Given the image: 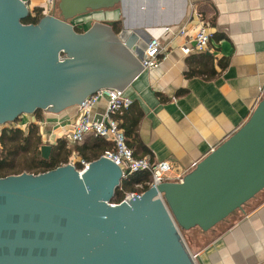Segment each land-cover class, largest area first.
Returning <instances> with one entry per match:
<instances>
[{"label": "water", "instance_id": "1", "mask_svg": "<svg viewBox=\"0 0 264 264\" xmlns=\"http://www.w3.org/2000/svg\"><path fill=\"white\" fill-rule=\"evenodd\" d=\"M27 2L0 0V124L124 89L143 67L147 38L138 31L73 25L112 0H58L57 14L23 23ZM51 150L40 146L45 159ZM122 179L104 156L82 172L67 163L0 176V264H196L181 231H208L264 189V94L180 180L112 202Z\"/></svg>", "mask_w": 264, "mask_h": 264}, {"label": "crops", "instance_id": "2", "mask_svg": "<svg viewBox=\"0 0 264 264\" xmlns=\"http://www.w3.org/2000/svg\"><path fill=\"white\" fill-rule=\"evenodd\" d=\"M26 5L30 16H44L46 0ZM199 20L212 33L207 49L184 54L180 47L185 42L192 46ZM94 22H109L112 29L125 24L147 41L157 37L165 45L164 59L141 69L123 89L132 102L117 119L124 132L129 129L127 140L136 157L171 164L167 180L182 178L239 128L264 94V0H112L106 7L88 9L73 25L83 31ZM179 28L184 35L176 33ZM105 107L106 99L98 100L91 117L104 114ZM77 112L72 106L42 112L39 120L34 112L16 121L28 125L45 120L47 133L58 139ZM73 154L76 161L82 158ZM146 175L150 179L148 172H140L138 179ZM137 184L143 183H129L122 190L125 196ZM237 213L223 226L207 232L197 228L204 234L215 231L204 248L194 251L198 264H264V190Z\"/></svg>", "mask_w": 264, "mask_h": 264}, {"label": "built area", "instance_id": "3", "mask_svg": "<svg viewBox=\"0 0 264 264\" xmlns=\"http://www.w3.org/2000/svg\"><path fill=\"white\" fill-rule=\"evenodd\" d=\"M54 5L55 0H46L44 16L52 15ZM164 29L168 31L169 27H165ZM176 33L184 35L185 29L179 28ZM211 36L212 33L208 30V23L204 20H199L196 30L191 37L192 46L189 45V42H185L180 48L184 54L191 52L193 49L204 51L207 49ZM166 52L165 45L159 38H150L147 41L146 48L140 59V64L143 66L141 69L145 70L157 66L161 60L164 59ZM102 98L106 99L104 114L96 118L91 117V107ZM131 102L132 100L124 95L123 89L118 90L112 87H102L77 105L78 112L76 117L68 124L66 131L65 125H63L61 136L66 138L70 143H80L88 135L107 140L112 143L113 149L105 150L100 156H104L120 166L123 178L133 173L148 172L150 174V181L147 182L148 185H156L161 181L167 180V173L171 170V164L167 160L151 161L146 157L134 156L132 148L126 143L124 131L120 126V122L116 118V116L121 115L129 108ZM37 124L39 128L43 127L45 129V120H40ZM22 126L27 127L26 124ZM39 132L42 141L48 142L45 136H49L50 133L43 134V131L40 129ZM75 156L74 154L70 156L65 164L74 165L79 172L84 171L88 167L90 161L83 158H79L78 161H76ZM177 179L180 180L181 177L178 176ZM136 187L141 188V184H137ZM140 193L131 192L125 197Z\"/></svg>", "mask_w": 264, "mask_h": 264}, {"label": "trees", "instance_id": "4", "mask_svg": "<svg viewBox=\"0 0 264 264\" xmlns=\"http://www.w3.org/2000/svg\"><path fill=\"white\" fill-rule=\"evenodd\" d=\"M42 17L43 16L39 15V13L33 17L30 16V14H28L27 17L22 19V22L37 23ZM119 29H120V25L115 24L113 30L117 32L119 31ZM35 113L38 117L37 119L39 120V117L41 115V109L36 110ZM118 116H116V118ZM128 130L129 129L127 128V131L124 132L125 140L127 145L130 148H132V144L127 140V136L130 134ZM66 142L68 141L59 140L55 145L52 144L51 153L49 157L45 159L41 156V152H40L41 135L38 130L37 123L28 124L27 131L21 130L20 128L4 127L0 130V170L7 169V171H13L14 167H17L16 159L22 157L23 162L18 163L19 171L17 173L22 172L24 169L32 170L31 172L39 173L53 169L63 163H66L68 157H70L71 153L73 152H76L79 156L86 159L87 161H92L98 158L105 150L113 149L112 143L108 142L103 138L95 137L93 135L86 136L84 140L79 144L74 143L73 145H68ZM133 154H134V150H133ZM139 173L140 172L130 174L126 178H123L121 180L120 185L116 188L114 196L111 199L112 202H119L125 197V193H123L122 190L125 191V189H127L126 186L129 183H135V184L140 182L143 183L141 185V188L132 187L129 192L140 193L149 187L147 183L150 181L149 177H147L146 175L145 177H142L140 181L138 179ZM5 175H0V176H5ZM234 212L231 213L230 215L234 214ZM223 221L219 223H222ZM202 232H207V231H202Z\"/></svg>", "mask_w": 264, "mask_h": 264}, {"label": "rangeland", "instance_id": "5", "mask_svg": "<svg viewBox=\"0 0 264 264\" xmlns=\"http://www.w3.org/2000/svg\"><path fill=\"white\" fill-rule=\"evenodd\" d=\"M56 13V11H55ZM42 112H45V110H41V113ZM4 127H7V128H20L21 130H24V131H27V127H23L22 124H19V122H17L16 120L15 121H12V122H7V123H4V124H0V130ZM41 130L43 131V134H47V128L45 127V129L43 127H40L38 126V130ZM51 133L50 132V135H46L45 138H47L48 142L47 141H42L41 139V144H45L46 142L47 143H51V142H54L53 145H55L57 143V141L59 140H65L64 137H59L58 139H53V137L51 138ZM68 145H73L72 143L70 142H66ZM76 144H79V143H76ZM16 159V158H15ZM16 162H17V167H14V170L13 171H7V169H1L0 170V175H8V173L10 174H13V173H17L19 170H18V166L19 164L18 163H22L23 160H22V157L21 158H17L16 159ZM65 164V163H64ZM62 165V164H61ZM23 171L25 172H31L32 170H28V169H24ZM35 173V172H33ZM168 176V175H167ZM131 193V192H130ZM129 194V193H128ZM127 195V194H126ZM236 212V214H235ZM234 214L229 217L226 218V220H231L233 219L235 216L239 215L237 213V211H235ZM225 220V221H226ZM220 224L219 226H223L224 223H218ZM218 224H216L218 226ZM218 229H223L222 228H219ZM213 230L209 231V233H201L198 231V229L196 227L194 228H191L189 230H182L181 231V236L183 237V240L185 241L188 249L190 250V252L193 254L194 251H196L197 249H201V248H204L205 245L211 240L212 236L215 234V231L212 232ZM219 232V231H217ZM195 255V254H194ZM195 260V263L198 264V261H197V258L195 257L194 258Z\"/></svg>", "mask_w": 264, "mask_h": 264}, {"label": "flooded vegetation", "instance_id": "6", "mask_svg": "<svg viewBox=\"0 0 264 264\" xmlns=\"http://www.w3.org/2000/svg\"><path fill=\"white\" fill-rule=\"evenodd\" d=\"M53 14V13H52Z\"/></svg>", "mask_w": 264, "mask_h": 264}]
</instances>
